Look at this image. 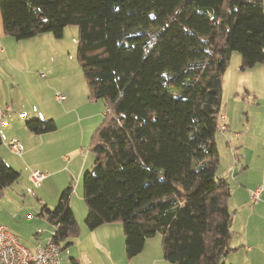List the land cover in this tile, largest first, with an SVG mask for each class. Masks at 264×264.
I'll list each match as a JSON object with an SVG mask.
<instances>
[{
	"label": "trees",
	"instance_id": "obj_1",
	"mask_svg": "<svg viewBox=\"0 0 264 264\" xmlns=\"http://www.w3.org/2000/svg\"><path fill=\"white\" fill-rule=\"evenodd\" d=\"M0 12L17 41L78 27L89 98L106 106L82 179L87 228L121 222L128 259L159 231L169 263L224 264L232 215L230 183L217 175L218 137L229 128L223 82L234 52L243 71L264 66V0H0ZM25 124L35 134L57 128L52 119ZM20 174L0 157V198ZM73 192L41 208L60 244L80 232Z\"/></svg>",
	"mask_w": 264,
	"mask_h": 264
},
{
	"label": "rangeland",
	"instance_id": "obj_2",
	"mask_svg": "<svg viewBox=\"0 0 264 264\" xmlns=\"http://www.w3.org/2000/svg\"><path fill=\"white\" fill-rule=\"evenodd\" d=\"M49 35V37H51L53 41L59 45L53 46L51 52H47L45 56H43V52L45 51L39 50V45H41V43H48V38H34V40H26L22 42L24 45L22 53L23 56L21 58V65L23 68L21 72L14 71L15 74L13 79L10 77V66L6 62H2L0 60V104L3 105L4 109H6L7 106H11L14 111L10 113L11 115L9 114V117H13L15 123L20 124L19 127H17V132L14 135L15 137H12L13 134L11 133L8 135V140H12L13 138L21 141L22 138L27 139V135L34 139L35 136L25 126V123L28 120L52 119L56 121L55 117H51L50 114H60V109H65L63 107L64 104L56 100V95L60 93L64 96H67L68 99H72L73 96L71 92H68L70 95L69 97L66 90L62 87L63 85H71L74 89L76 88L74 98L75 103L73 102L72 104L73 107L78 106L79 109H89L90 103L93 102V105L90 109L102 107L104 110L102 119L97 120L96 125H93L94 122L92 121H86L82 123V121L77 119V121L72 124L70 128L63 131H52L50 134L52 135V133H59L60 136L66 139L65 145L61 146L60 150H57V153L59 155L65 154L69 161L75 159V157L78 156L79 169L84 170L85 174V172L91 170L94 164L95 156L91 150H89L90 142L95 131L104 119L106 106L102 100L94 102L95 100L93 101L89 98L90 92L80 63L77 59L78 27L74 25L66 27L63 37L59 40L53 38V34ZM29 43L36 44L31 46V51L33 52L27 53L25 51V45L28 47ZM49 46L50 45H45V48H48ZM51 59L54 60L55 64L58 65L59 63L62 65V76L65 78L63 79L62 76L58 74L61 79H55V81L52 83L55 84V86H51L52 89L46 84L48 79L50 80V75L47 73V71H45L46 69L44 67L40 69L36 64V62L39 60L42 61L41 64L44 66V64L49 62ZM238 59H240V54L238 52H234L227 69V77L225 75V79L227 78V80L225 81V89L222 95L221 109H223L224 112L230 110V115L234 117L233 125L231 124V131L233 133L238 132L242 135L244 140L254 144L255 141L259 139V136L264 133V90H259V100L258 98L255 99L253 94L247 92L245 88L246 86L243 87L244 83L250 85L251 87L253 82L254 85H258L259 81H255V79L252 81V78H248V74L245 73L241 75V78L238 82L243 88L236 90V87H233L237 81L233 85L230 81L232 78H234L233 81L236 79L238 80ZM30 63H33L34 65L30 66ZM54 69H57V67ZM40 73H46L48 75V79L41 77ZM4 77L7 79L11 78L13 82L8 80L6 83V78ZM74 79H76L77 83L79 84L75 83ZM260 87L264 88V83H262ZM55 110H57L58 113ZM74 113H78L76 109H74ZM45 115H49L50 117L46 116V118ZM25 116L26 118H24ZM93 127L95 128L93 129ZM236 143L237 141L233 142L232 144ZM2 146L6 147V143L3 142ZM75 147L79 148L78 154L76 155L75 153H69ZM218 148L220 150L221 160L217 175L218 177L222 178L223 176H228L225 175L228 160L226 157V150L220 137H218ZM4 150L9 152L7 148H4ZM240 152L241 151L239 147L236 153L239 154ZM10 154L13 155L12 153ZM14 157L16 158L7 155L6 163L8 161L13 162V159L16 161H18V159L22 160L17 156ZM29 162L33 163L31 160ZM17 171L19 172V170ZM25 172L26 171L24 170L22 172L20 171L21 174L19 180L3 191L4 195L0 198V227H5L8 232L12 233L16 237L21 245L33 251L37 244L46 246L51 240V236L53 234V226L47 222L44 217L40 216L42 206L46 205L48 208H55L59 203L62 192L67 187H61L60 190H56L52 187V185L43 184L42 190H39L38 186H34L30 180L28 181L29 177L27 175L30 173L26 175ZM230 178L231 176L228 177L229 180ZM76 181V178L70 180V185L74 188V192L72 194L73 200L70 199V207H74L78 212V210H81L83 207L87 208V206L83 197V185H79L78 183L76 186ZM81 224L79 235L84 231H89L85 224V219H83V223ZM119 225L123 227L121 222H119ZM82 226L84 227L83 231ZM76 239L77 237H69L61 243L63 250L60 253V261L66 262L67 257H70L77 260L75 261L76 264H88L87 261L80 260V256L82 254V250L87 252L88 255L90 254L85 248H82L83 246L90 244L85 241L81 244L74 245L73 243ZM148 239H150V242L147 255L151 257L156 252H158V241L161 242V234L158 231L156 235L151 236ZM125 257L127 258L126 255ZM90 258L92 259V257ZM69 263L73 264L74 262L69 260ZM90 264H121V262L118 256H110V258L105 256L104 259H93Z\"/></svg>",
	"mask_w": 264,
	"mask_h": 264
},
{
	"label": "crops",
	"instance_id": "obj_3",
	"mask_svg": "<svg viewBox=\"0 0 264 264\" xmlns=\"http://www.w3.org/2000/svg\"><path fill=\"white\" fill-rule=\"evenodd\" d=\"M49 34L51 33L40 34L36 37H33L32 39L26 40H34V38H48V43H41V45H39V50L45 51L43 52V56H45L47 52H51L53 46L59 45L58 43H55L51 37H49ZM53 38L59 40L56 37ZM26 40L17 41L5 33L2 22V15L0 12V60L2 62H6L10 66V77L12 79L15 74L14 71H22L23 67L21 65V58L23 56L22 53L24 49V45L22 42ZM33 44L36 43H29L28 47H26L25 45V51L27 53L33 52L31 51V46H33ZM45 45L50 46L48 48H45ZM238 60V80L236 79L235 81H233L234 78H232L230 82H232L233 85L237 81L233 86L236 87V90L246 86L245 88L247 92H250V94H253L255 99L258 98L259 100V90H264V88L260 87V85L264 83V66H257L253 69L243 71L240 69L241 56ZM41 62L42 61L38 60L36 64L40 69L43 67L46 69L45 71H47V73L50 75V80L48 79V75L46 73H40V76L48 79L46 84L51 88V86H55V84H52L55 79L58 80L60 78L59 75L62 76L63 67L59 63L58 65L55 64L54 60L52 59L49 62L45 63L44 66L43 64H41ZM29 65L33 66L34 64L30 63ZM55 67H57V69H54ZM243 73L248 74V78L251 77L252 81H254L253 79H255V81L258 80L259 84L254 85L253 82L251 87L250 85H247L245 83L243 87L239 85L238 82ZM41 74H45V76H42ZM11 78H6V83L8 82V80L13 82ZM62 78L65 79L63 76ZM226 80L227 78L225 79L224 77L223 93ZM74 82L77 83V80L74 79ZM62 87L66 90L67 94L68 92H71L73 98L68 99L67 96H64L60 93L56 95V100L62 102L64 104L63 107L65 108L60 109V114H50L51 117H55L57 121H55L57 125L56 130L63 131L70 128V126H72V124H74L77 119L79 121H82V123L86 121H92L94 122L93 125H96L97 120L102 119L104 112L102 107H96L97 109H90L93 105V102L90 103L89 109H79L78 106L73 107L72 104L74 102L76 88L74 89L71 85H63ZM58 96H64V99L60 100L58 99ZM7 108H10V110L6 113L4 124L0 126V137L2 139V145L3 142L6 143V147H3L2 145V148L0 147V157L2 158V160L6 162L7 155L12 156L13 158H16L14 156H17L22 160L18 159V161H16L12 158L13 162H7L12 165L11 167L13 169H16V171L19 170V172H22L24 170L26 171V175L28 173L31 174L34 171H42L43 173H45L46 177L39 185H37L39 190H42L43 184L52 185V187L56 190H60L61 187L68 188V186H71L70 180L74 178L77 179L75 183L76 186L78 185V183L79 185L82 184L84 170L79 169L78 156H76L75 159L69 161L65 154L59 155L57 153V150H60V147L65 145L66 143V139L60 136L59 133H52V135H50L51 132L42 134H35L32 132V134L35 136L34 139H32L31 136L27 135V139L22 138L21 141L13 138L12 140H8V135L11 133L13 134L12 137H15L14 135L17 132V127H19L20 124H16L13 120L14 118L9 117V114L12 113L14 109L11 106H7L6 109ZM0 109L6 111V109H4L3 105L1 104ZM74 109H76L78 113H74ZM229 111H223L227 115L229 128L228 131H226V133L223 135V137L220 138L226 150V157L228 160L225 171V175L228 176H223L222 178L226 177L225 179H228V177L231 176L230 180L228 179L231 187V196L228 199L227 205L232 215V233L230 235V247L232 248V251L224 256L222 260L224 264H264V133L259 136V139L256 140L254 144H252L251 142H247L243 139L241 134H239L238 132L233 133L231 131V124L233 125L234 117L230 115ZM46 116L50 117L49 115H45V117ZM24 118H26V116ZM94 128L95 127H93V129ZM235 141H237V143L232 144ZM12 142L19 143L21 147V153H14L11 150L10 144ZM239 147L241 152L238 154L236 153V151L237 149H239ZM4 148H7V150L14 156L5 151ZM78 152L79 148L75 147L69 153H75L77 155ZM30 160L33 161V163H30ZM27 176L29 177V175ZM257 189L261 190L260 198L258 201L254 202L251 198V195ZM71 200H73L72 196ZM71 209L81 229V223H83V219H86L85 217L87 216L86 213H88V208L83 207L81 210H78V212L74 207ZM83 228L84 227L82 226V231ZM85 241L90 245H85L82 248H85L90 253V256L87 254V252H84L82 250L80 260L87 261L88 264H90L93 259H104L105 256H107L108 258H110V256H118L121 264H172L166 261V259L164 258L160 241H158V252H156L151 257L147 255L150 239H147L145 248L141 254L131 259L126 258L125 236L123 227L119 225V222L104 224L102 226H99L95 230L84 231L82 232V234L77 236V239L73 244L78 245ZM39 245L40 244H37L36 248ZM36 248H34L35 251ZM34 250L32 252H35ZM90 257H92V259ZM67 259L66 262L62 261L61 264H70L69 260L73 261V264H76L75 261L77 260L70 257H67Z\"/></svg>",
	"mask_w": 264,
	"mask_h": 264
},
{
	"label": "built area",
	"instance_id": "obj_4",
	"mask_svg": "<svg viewBox=\"0 0 264 264\" xmlns=\"http://www.w3.org/2000/svg\"><path fill=\"white\" fill-rule=\"evenodd\" d=\"M41 75L45 76V74ZM58 99L63 100L64 96H58ZM9 110L10 108H7L6 111L0 109V126L4 124L5 115ZM225 127H227L226 124ZM10 148L14 153H21V147L17 142H12ZM45 177L46 175L40 171L29 174V180L35 186L39 185ZM260 193V189L252 193L251 198L254 202L259 200ZM54 234L55 231H53L51 240L46 246L39 245L36 251L32 252L21 245L6 228L0 227V264H61L60 253L62 247L59 242L53 239Z\"/></svg>",
	"mask_w": 264,
	"mask_h": 264
},
{
	"label": "bare ground",
	"instance_id": "obj_5",
	"mask_svg": "<svg viewBox=\"0 0 264 264\" xmlns=\"http://www.w3.org/2000/svg\"><path fill=\"white\" fill-rule=\"evenodd\" d=\"M219 130H220V132H222L223 130H226L224 116H221V123L219 124Z\"/></svg>",
	"mask_w": 264,
	"mask_h": 264
}]
</instances>
